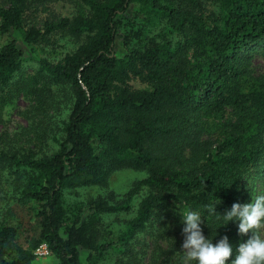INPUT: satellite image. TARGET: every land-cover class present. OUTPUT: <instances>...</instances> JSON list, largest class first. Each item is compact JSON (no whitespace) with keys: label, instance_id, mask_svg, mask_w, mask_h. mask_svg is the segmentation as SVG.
<instances>
[{"label":"trees","instance_id":"trees-1","mask_svg":"<svg viewBox=\"0 0 264 264\" xmlns=\"http://www.w3.org/2000/svg\"><path fill=\"white\" fill-rule=\"evenodd\" d=\"M1 1L0 107L24 96L41 116L38 150L0 143V264H34L41 244L56 264H103L114 254L115 264H182L183 224L168 205L202 211L205 237L232 244L230 264L251 232L221 227L211 206L219 201L223 214L251 202L258 178L264 190V75L253 63L257 48L264 56V0ZM56 4L74 11L50 12L36 27ZM57 35L72 49L37 57ZM122 170L143 177L121 197L103 192ZM82 191L96 194L65 206ZM138 194L135 215L114 235L104 216L131 212ZM13 205L33 207L39 234L26 245L8 222ZM155 223L166 249L148 262L134 248Z\"/></svg>","mask_w":264,"mask_h":264},{"label":"rangeland","instance_id":"rangeland-1","mask_svg":"<svg viewBox=\"0 0 264 264\" xmlns=\"http://www.w3.org/2000/svg\"><path fill=\"white\" fill-rule=\"evenodd\" d=\"M3 5V2L0 0V6ZM74 11V9L69 5H62V4H56L53 5L49 11V13H39V19L33 20V24L38 27L42 28V20H48L51 19L50 12L56 14L57 16H70V14ZM53 44L52 46H46L42 48H36V56L37 57H46L49 60H58L61 58L65 53L69 52L72 47L68 43L67 38H60L58 35L55 36V40L51 42ZM259 54L254 56L253 63L256 70L257 75H264V56L261 53L262 47L257 48ZM253 55V54H251ZM35 69L34 65H31V68L29 65L25 67V73L24 78H27L32 76L35 71L32 70ZM16 88V87H15ZM12 86H10L9 90H13ZM31 97V95H28ZM60 96V95H59ZM58 98V96H57ZM60 98V99H59ZM58 100L60 103H64L65 100L63 97H59ZM31 105H34L33 102H29V100L24 96H19L16 100H14L11 103H8L6 105H3L0 107V143H4L7 140L9 143L16 144L20 147H22L23 150H29V151H36L39 149V144L37 140L34 137V134L37 129V124L39 121V117L41 116L39 112H36L32 109ZM55 111H53V114ZM51 113V115H53ZM36 122L34 123V121ZM34 123V124H33ZM218 133H211L210 138L215 139L217 137ZM25 135L30 136L32 141H26ZM21 137L22 139H20ZM259 171L255 174L252 173L250 175V178L254 176V178H258ZM262 176H264V167L262 168L261 172ZM142 174L136 173L133 171H119L116 172L110 179L108 187L103 190V192L107 191H113L119 196L124 195L128 193L142 178ZM256 184V195L264 194V190L262 188V182L260 178H258L255 182ZM102 191H97L96 193H99ZM95 191H82L78 195H69L66 199H64L65 206H67L68 203L78 205L85 199H88L90 196H94ZM120 196V197H121ZM143 195L138 194L135 197V201L133 204V210L129 213H124L120 215H106L104 216V223L105 226H108V230L114 233V235H117L118 231L124 228V223L127 220H130L135 215L137 205L142 199ZM3 205V201H0V208ZM178 206L174 205H168L165 206L164 210H167V213L173 214L177 213L178 210H176ZM33 207L27 206L25 208H21L19 206L13 205L12 211L14 218L13 220H8V222L14 224L18 229V241L20 244L26 245L27 241L32 238L38 237L39 234V228L36 225V222L34 220V214H33ZM0 217H2V213L0 211ZM160 224L155 223V231L152 229V232L144 233L139 235V237L136 240L135 243V251L141 252L142 250H147V255L149 262L151 260L153 252H155L156 247H160L161 249H166V243L161 242L155 239V235L159 230ZM246 236V235H243ZM181 239V243L183 244V239ZM147 247V248H146ZM119 254L110 255L107 260L103 262V264H115L116 260L119 258ZM146 261V262H147ZM34 264H56V261L53 257L46 256L41 258H36Z\"/></svg>","mask_w":264,"mask_h":264},{"label":"clouds","instance_id":"clouds-1","mask_svg":"<svg viewBox=\"0 0 264 264\" xmlns=\"http://www.w3.org/2000/svg\"><path fill=\"white\" fill-rule=\"evenodd\" d=\"M213 202L211 211L218 214L226 226L229 222H238V233L250 237L235 250L230 264H264V194L257 195L249 203H233L223 214L215 211ZM182 234V264H229L233 256V246L228 237L222 236L213 242V238L205 237L202 224L206 221L202 211L187 207L178 209ZM218 235V233H217Z\"/></svg>","mask_w":264,"mask_h":264},{"label":"built area","instance_id":"built-area-1","mask_svg":"<svg viewBox=\"0 0 264 264\" xmlns=\"http://www.w3.org/2000/svg\"><path fill=\"white\" fill-rule=\"evenodd\" d=\"M36 258L46 257L49 256V251L46 244H41L36 251L34 252Z\"/></svg>","mask_w":264,"mask_h":264}]
</instances>
